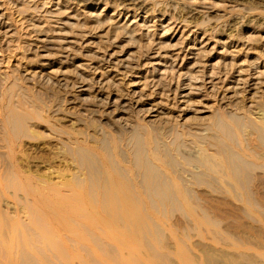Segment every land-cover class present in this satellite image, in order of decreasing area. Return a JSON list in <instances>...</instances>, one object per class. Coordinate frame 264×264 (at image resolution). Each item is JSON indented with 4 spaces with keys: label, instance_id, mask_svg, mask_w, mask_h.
<instances>
[{
    "label": "rangeland",
    "instance_id": "obj_1",
    "mask_svg": "<svg viewBox=\"0 0 264 264\" xmlns=\"http://www.w3.org/2000/svg\"><path fill=\"white\" fill-rule=\"evenodd\" d=\"M15 1L0 0V223L30 221L22 195L5 183L9 170L58 184L92 174L135 192L146 222L161 230V247L196 258L205 251V264H264V1L140 0L134 7L124 0H39L44 38L55 40L50 46L84 34L92 53H114L136 66L128 76L113 73L118 85L110 83L111 91L95 83L97 94L77 88L94 74L80 38L68 60L56 49L26 51L24 26L14 20L30 7ZM202 1L206 8L188 12ZM239 71L262 82L261 92L254 97L240 85L239 96L222 103L223 84L234 86ZM210 75L220 90L209 88ZM192 83L204 86L184 99ZM115 91L131 101L108 110ZM13 114L22 118L21 136L8 125ZM153 188L171 196L175 208L157 212ZM5 248L0 240V264H18L5 259Z\"/></svg>",
    "mask_w": 264,
    "mask_h": 264
},
{
    "label": "bare ground",
    "instance_id": "obj_2",
    "mask_svg": "<svg viewBox=\"0 0 264 264\" xmlns=\"http://www.w3.org/2000/svg\"><path fill=\"white\" fill-rule=\"evenodd\" d=\"M38 1L25 0L22 4L30 7L28 10H26L27 7L24 8L25 11H23L25 13L20 10L21 8L17 11L15 10L17 13L16 18L21 17V19H15L14 23L17 21L20 23L22 21L23 25L20 24V27L21 25L24 26L25 36L28 37L25 45L27 47L26 51L29 54H37L44 52V50L56 49L60 53V56H63L66 60L71 58V56L76 57L75 52L78 42L81 43L82 41V44L87 43L85 35L83 34L82 37L62 36V40L58 42L60 45H56L58 46L57 48L56 46H50L49 43H54L55 40L47 41L46 37L48 34L44 38V13L41 14L42 11L37 9L39 7L37 4ZM77 1L81 2L84 0ZM124 1L128 2L127 6L133 5L134 7H140L142 5L140 0ZM15 2L20 1L16 0ZM204 4L205 2L203 1L198 4H192L187 10L189 13H197L199 8H206ZM32 7L34 8L32 9ZM17 8L18 6L15 9ZM20 11L26 15L23 16ZM52 14V12L51 14L49 13V15ZM59 14L61 15V11ZM63 25L66 26V22H63ZM78 38H80V41H78ZM86 43L83 44L87 47L86 51L92 53L93 50H90ZM113 54H102L96 50L89 55L93 61V63L90 62V65L91 69H94V74H91L93 76L91 78L88 77L89 79H81L83 81L77 82L79 85L77 88L81 93H90L95 83L98 84L99 89H105L106 91L110 89V83L118 85L114 82L113 73L115 74L116 72L122 76H128L136 68V66H132L128 61L125 62L123 59H117L114 56L115 54ZM176 57H172L174 58L172 60L173 62L177 60ZM148 58L150 59L151 57ZM147 63L151 62L146 61L144 65ZM152 64L155 63L152 62L149 65ZM80 67V65L76 66L79 72L82 68ZM34 74L36 75V73ZM209 78V82H207L210 84L209 88L212 91H218V89L220 90L222 88L218 82H214L215 78L213 76L210 75ZM232 80H234V86L227 87V85L223 84L225 92L222 94V103L231 104L233 98L230 94L234 93L238 95L239 92L234 91L240 85L246 86L245 89H249V92H252L254 97L261 92L260 85L262 82L251 83L244 80L242 78V71H239V75ZM196 81L195 83H198ZM202 87L194 85L193 83L187 84L183 89L188 90V92L184 91L185 93H181V96L184 99L189 98L193 91L192 88L199 91ZM96 90H93L95 94L98 92ZM115 90L119 91L117 86ZM116 91L112 93L116 98L112 97L111 93L107 97L105 103L108 106V110L117 109L120 105L127 106L131 101L130 98L125 96L127 99H124L121 94V96H118V93L121 91L118 93ZM236 100L238 99L235 97L234 101ZM252 102L250 105L251 108L253 107ZM106 106L102 107L106 108ZM9 111L14 112L16 110L12 108ZM13 121L14 123L12 124ZM8 125L11 131L13 130L14 137L18 136V134L19 136L22 135L24 127L22 118H17L15 114L13 116L9 115ZM69 153L73 157L75 156L73 150L70 149ZM87 162V152L81 151L80 163L86 164ZM9 171L11 172L6 177L5 183L8 188L14 189L16 194L22 195L24 210L29 214L30 221L28 223H21L20 220H16L17 217H14V219L10 218L0 223V240L6 246L5 259L7 261L12 262L15 260L18 264H173L172 257H175L182 260L185 264H194L196 262L205 264V261L210 258V254L205 251V253L202 252V257L200 256L198 258L197 256V259L194 254L191 256L189 252L180 253L179 249L176 251L167 250L164 246L161 247V230L151 228V225L145 220L149 214L142 208L139 197L131 189L120 187L121 183L111 182L108 184L100 181L96 176L91 174L85 180L75 177L73 178V182L58 184L48 182L41 178L36 179L16 168ZM152 194L158 200V205L154 207L156 211L158 209L160 212L162 207L175 208V202L171 196L155 188H153ZM178 194L182 197L186 196L181 191ZM136 246V250L130 251Z\"/></svg>",
    "mask_w": 264,
    "mask_h": 264
}]
</instances>
